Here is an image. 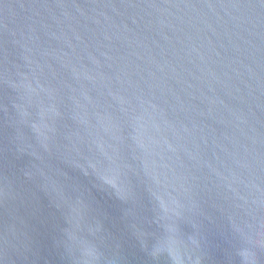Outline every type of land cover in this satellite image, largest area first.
Returning a JSON list of instances; mask_svg holds the SVG:
<instances>
[{
	"label": "water",
	"instance_id": "water-1",
	"mask_svg": "<svg viewBox=\"0 0 264 264\" xmlns=\"http://www.w3.org/2000/svg\"><path fill=\"white\" fill-rule=\"evenodd\" d=\"M87 245L264 264V0H0V264Z\"/></svg>",
	"mask_w": 264,
	"mask_h": 264
},
{
	"label": "clouds",
	"instance_id": "clouds-1",
	"mask_svg": "<svg viewBox=\"0 0 264 264\" xmlns=\"http://www.w3.org/2000/svg\"><path fill=\"white\" fill-rule=\"evenodd\" d=\"M192 243L195 245L196 241L193 240ZM161 250L162 249L158 247L156 249V252H159ZM82 257H83V264H97V262L100 260V254L98 253L97 249L91 245H87L82 249ZM243 259H244V264H256L255 254L252 250H249L246 256L243 257ZM173 260L175 264H181L180 260L174 258Z\"/></svg>",
	"mask_w": 264,
	"mask_h": 264
}]
</instances>
